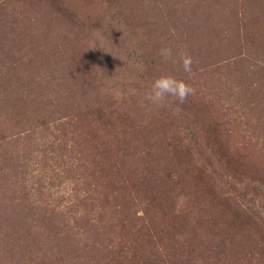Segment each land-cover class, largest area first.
I'll list each match as a JSON object with an SVG mask.
<instances>
[{
	"label": "rangeland",
	"instance_id": "obj_1",
	"mask_svg": "<svg viewBox=\"0 0 264 264\" xmlns=\"http://www.w3.org/2000/svg\"><path fill=\"white\" fill-rule=\"evenodd\" d=\"M0 264H264V0H0Z\"/></svg>",
	"mask_w": 264,
	"mask_h": 264
},
{
	"label": "clouds",
	"instance_id": "obj_2",
	"mask_svg": "<svg viewBox=\"0 0 264 264\" xmlns=\"http://www.w3.org/2000/svg\"><path fill=\"white\" fill-rule=\"evenodd\" d=\"M160 55L167 60L173 56V50L171 47H163L160 50ZM180 63L185 72L191 73L194 60L190 54L182 53ZM192 92L193 89L185 80L178 79L173 74H161L151 82L141 104L161 105L169 97H174L183 102Z\"/></svg>",
	"mask_w": 264,
	"mask_h": 264
}]
</instances>
